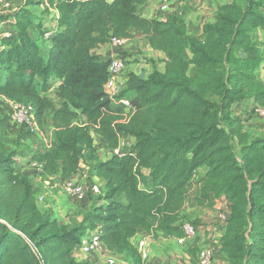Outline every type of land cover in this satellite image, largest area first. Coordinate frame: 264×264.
I'll use <instances>...</instances> for the list:
<instances>
[{
  "label": "trees",
  "instance_id": "trees-1",
  "mask_svg": "<svg viewBox=\"0 0 264 264\" xmlns=\"http://www.w3.org/2000/svg\"><path fill=\"white\" fill-rule=\"evenodd\" d=\"M145 1L26 0L9 15V35L0 36V100L32 105L46 138L27 149L25 163L36 164L33 174L64 181L87 155L89 177L103 184L77 222H60L38 204L22 150L3 141L0 114V264H96L75 252L91 233L112 254L141 264L132 241L139 229L182 238L192 218L188 200L213 208L223 198L224 264H264V133L245 128L234 109L246 100L250 112L264 106L257 36L264 0L220 4L199 35L187 31L185 10L141 16ZM136 32L164 53L163 70L130 71L109 95L110 58L92 50ZM95 137L109 151L103 159ZM123 137L131 144L113 153ZM199 247H189L193 262Z\"/></svg>",
  "mask_w": 264,
  "mask_h": 264
},
{
  "label": "crops",
  "instance_id": "crops-1",
  "mask_svg": "<svg viewBox=\"0 0 264 264\" xmlns=\"http://www.w3.org/2000/svg\"><path fill=\"white\" fill-rule=\"evenodd\" d=\"M226 1L228 0H172L170 2H163L162 0H146L140 5L139 14L143 17L151 18L185 10L187 31L189 33L199 35L203 24L212 22L214 20L217 7ZM51 13L54 14L55 12L52 11ZM257 36L262 42V50L264 54V26L257 29ZM92 51L94 54L100 55L103 58H111L115 55H122L124 58V67L121 72L122 79L130 71L147 76L153 68L163 70L165 59L164 53L159 50L152 49L146 43L142 33L140 32H136L131 37L127 38L125 46L121 48H114L109 43H104L96 46ZM259 73L264 78V56L263 61L259 66ZM58 84L59 81L55 82L54 86ZM4 106H6V104H4ZM4 106L3 108H0L3 141L8 145H11L6 141V139L7 137H15V139H11L10 141L11 143L12 140L16 141H13L12 146L22 150L19 155V159L26 155V147L28 149H35L46 143V138L41 132H39V135L32 137L31 140L29 139L30 137H28L29 141L23 149L21 147L19 148L20 141L18 140V134L20 131L15 134L14 131L18 129V126L8 116V111ZM234 109L242 116V118H244L243 123L245 128L252 132L264 133V121L260 120V118H264L256 115L252 111L250 112V100L235 104ZM25 135L27 134L25 133ZM32 170V164H26L22 167V171L29 176L33 174ZM72 178L75 181H79V172L74 174ZM220 200L221 201H218L213 208H210L213 210V213L217 212V214L214 213L215 215L213 217L215 226L210 224L206 228H203V230H198L194 233V235L188 237L183 244H179L176 238L164 237L159 232L151 234L147 231L139 229L135 237L132 239L133 243H136L138 239L142 238L146 240L149 248V255L141 262V264H197V261H192V258L195 259V257L191 256L189 247L199 245L201 240L213 243V248L220 255L218 250V238L221 235L222 225L229 213L227 204L228 201L222 199ZM222 204L226 205L223 210L220 209ZM111 254L112 252L104 249L103 252L100 250H92L89 253L78 255L84 259L92 260L96 264H108L106 258ZM214 263L215 258L212 260V264Z\"/></svg>",
  "mask_w": 264,
  "mask_h": 264
},
{
  "label": "rangeland",
  "instance_id": "rangeland-1",
  "mask_svg": "<svg viewBox=\"0 0 264 264\" xmlns=\"http://www.w3.org/2000/svg\"><path fill=\"white\" fill-rule=\"evenodd\" d=\"M25 1L26 0H0V24H1L0 36L8 33V28L12 26V21L9 20V15L11 14V12L14 11L15 8H17L19 5L23 4ZM5 2L9 3L10 5L5 6L4 5ZM30 7H32V6H30ZM40 8H41L40 6L37 7L38 10H40ZM44 16H46V15H44ZM121 78H122V76H121ZM3 106H4V102L0 100V108H3ZM7 106H4V107L7 110H9V107L7 108ZM235 109H237V108H235ZM260 120L264 121V119H261V118H260ZM18 131H19V128L16 129V131H14L15 134L18 133ZM38 133L25 135V133L20 134V132H19V134H18V140L20 141L19 142V148L21 147L23 149V147L28 143L29 139L31 140L32 137L38 136L39 135ZM28 137H30V138L28 139ZM5 138H6V136H5ZM11 139H15V137L14 138H8L7 137L6 141L9 144L13 145L14 140H12V143H11V141H10ZM14 142H16V141H14ZM41 144H43V143H41ZM95 145L97 146L98 156L101 159L105 158L106 155L109 153V151L103 146H101V147L98 146V138H96V137H95ZM27 149L28 148L26 147L25 150L27 151ZM26 157L27 156L25 155L19 159L20 162L23 163L24 165H26V163H25L27 160ZM91 161H93V160H91L86 155L85 158L83 159V161L81 162V168L79 171V178L81 181L79 180V182L83 183L84 186L87 187V189L89 188L91 183H93V182L97 183L98 188H99V193H90L88 191L86 198L82 201H80V200L79 201H76V200L72 201L70 198H67L62 191L61 183H59V181L57 180L56 177H53L52 179H45L42 175H39V174H33V176H32L33 182L38 189L37 190L38 191V193H37L38 204H40L41 206L42 205L46 206V207L48 206V208L49 207L53 208L56 215H58L57 217L59 218L60 222H62V223L77 222L82 217L84 211L87 208H89L93 202L98 201V197L102 194L101 186L103 184V181L100 179H97L94 176H92V178L89 177V176H91V174H90V171H89L87 164ZM35 175H37V176H35ZM39 196H43V198L41 200H39ZM222 200H226V199L223 198ZM219 201H221V200H219ZM225 207H226V205L222 204L220 209L223 210ZM186 209L190 212V214L192 213V216H191L192 218L190 220V223L192 225H194L195 233L198 230H203V228H206L210 224H212V226H215V221L213 220V217L215 214H217V212L216 213L214 212L215 213L214 214L212 209H210V208H194V207H192V203L190 200H188V202H187ZM204 244H207V246H209V248L211 249V252L213 254V258H215L214 264H224L221 255H219L215 251V249L213 248L214 244L210 243L208 241H205V240H201L199 242L198 246H200V245L203 246ZM100 251L103 252L104 250H100ZM118 257L120 258V260H123L122 257H120V256H118ZM196 258L198 260V255ZM124 261H125V259H124ZM115 264H121V263H120V261H118Z\"/></svg>",
  "mask_w": 264,
  "mask_h": 264
},
{
  "label": "built area",
  "instance_id": "built-area-1",
  "mask_svg": "<svg viewBox=\"0 0 264 264\" xmlns=\"http://www.w3.org/2000/svg\"><path fill=\"white\" fill-rule=\"evenodd\" d=\"M163 2H170L172 0H162ZM6 3V4H5ZM5 6H9L10 4L5 2ZM47 33L46 35H48ZM5 35H9L6 33ZM127 42V38H120L116 36H111L110 40L107 42L112 45L114 48H121L125 46ZM124 67V58L121 55H115L110 58V63L108 66V78L105 84V90L109 95H113L117 92V90L121 87L123 83V79L121 78V72ZM6 100V99H5ZM125 105H129L127 100H121ZM7 105L9 107V117L18 125L23 126L24 129L29 134L38 133V127L36 123V118L34 115V110L32 105L28 103L15 102L11 100H6ZM254 113L260 117L264 118V106H258L255 108ZM132 142V138L123 137L119 140L118 147L112 150L113 153H120L121 149L124 146L130 145ZM33 166H36L35 163H32ZM62 191L67 198H70L72 201H82L86 198L88 191L93 193H99V188L97 183L93 182L89 188L84 186L83 183L79 181H75L73 178L66 179L64 181H60ZM43 196H39V200H41ZM183 229L185 231V236L182 238H176L179 244H183L188 237H191L195 233V227L190 222L183 223ZM136 248L140 254L141 262L145 260L149 255V248L147 246L146 240L140 238L136 241ZM105 248L99 242L95 233H91L88 235H84L81 237L80 243L75 246L76 254H85L89 253L92 250H104ZM198 260L197 264H212L213 254L211 249L207 244L203 246L200 245L199 250L197 252ZM108 264H115L120 261L121 264H132L131 262L120 260V258L111 254L106 258Z\"/></svg>",
  "mask_w": 264,
  "mask_h": 264
}]
</instances>
